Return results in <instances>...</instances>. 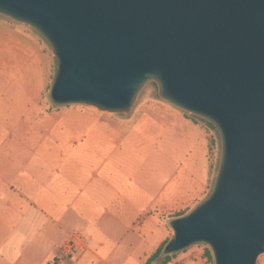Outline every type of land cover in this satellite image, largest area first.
Instances as JSON below:
<instances>
[{"label": "water", "instance_id": "95a60500", "mask_svg": "<svg viewBox=\"0 0 264 264\" xmlns=\"http://www.w3.org/2000/svg\"><path fill=\"white\" fill-rule=\"evenodd\" d=\"M56 60L53 104L126 114L148 81L221 142L208 197L170 222L163 252L209 246L214 264L264 254V0H0Z\"/></svg>", "mask_w": 264, "mask_h": 264}, {"label": "crops", "instance_id": "0c3cea01", "mask_svg": "<svg viewBox=\"0 0 264 264\" xmlns=\"http://www.w3.org/2000/svg\"><path fill=\"white\" fill-rule=\"evenodd\" d=\"M8 30L0 26V264H144L160 244V237L150 238L161 229L153 213L159 206L138 215L130 226L134 232H128L116 216H107L106 225L99 212L79 210L104 207L106 212L122 205L117 195L95 194L66 181L84 173L68 168L71 161H93L96 154L85 146L110 138L105 132L113 124L91 122L85 131L72 124L74 129L64 130L61 121L41 118V88L31 85L28 46L14 44ZM75 232L84 236L85 248L62 256ZM54 256L59 258L52 262ZM168 264L177 262L171 258Z\"/></svg>", "mask_w": 264, "mask_h": 264}, {"label": "rangeland", "instance_id": "374dc122", "mask_svg": "<svg viewBox=\"0 0 264 264\" xmlns=\"http://www.w3.org/2000/svg\"><path fill=\"white\" fill-rule=\"evenodd\" d=\"M0 26H9L7 33L14 44L28 46L33 72L31 85L41 88L38 100L41 118L61 121L64 130L74 129L72 124H80L77 129L81 131L90 129L84 125L91 122L113 124L109 127L111 132H105L110 138L85 146L96 154L93 161L85 164L80 159V165L71 161L68 168L80 167L84 173L66 181L80 184L95 194L105 190L109 196L117 195L122 205L107 206L106 212L104 207L79 210L88 215L99 212L106 225L107 216H116L127 224L126 231L134 232L130 226L135 218L159 206L153 213L161 229L149 233L150 238L160 237V244L170 240V222L188 214L212 190L221 154L220 137L214 126L161 99L152 80L142 86L126 114H110L81 104H53L49 91L56 60L48 43L29 26L2 15ZM88 168L95 171L94 176ZM127 240H123V248L128 247ZM207 250L211 252L208 245L196 243L171 254L177 264H214L213 256L207 257ZM256 264H264V254L257 258Z\"/></svg>", "mask_w": 264, "mask_h": 264}, {"label": "built area", "instance_id": "2783aa9c", "mask_svg": "<svg viewBox=\"0 0 264 264\" xmlns=\"http://www.w3.org/2000/svg\"><path fill=\"white\" fill-rule=\"evenodd\" d=\"M85 248V238L81 232H75L68 241L62 246L60 252L62 256H71L79 253ZM60 255V257H61ZM58 256L52 257L51 261L54 262ZM59 258V257H58Z\"/></svg>", "mask_w": 264, "mask_h": 264}, {"label": "trees", "instance_id": "16d2710c", "mask_svg": "<svg viewBox=\"0 0 264 264\" xmlns=\"http://www.w3.org/2000/svg\"><path fill=\"white\" fill-rule=\"evenodd\" d=\"M169 239L161 243L148 258L145 260L144 264H168L171 261L172 254H165L163 249ZM207 257L212 259V254L207 250Z\"/></svg>", "mask_w": 264, "mask_h": 264}]
</instances>
